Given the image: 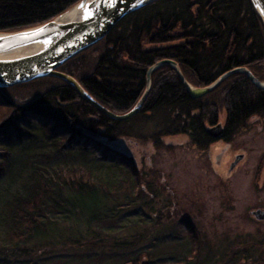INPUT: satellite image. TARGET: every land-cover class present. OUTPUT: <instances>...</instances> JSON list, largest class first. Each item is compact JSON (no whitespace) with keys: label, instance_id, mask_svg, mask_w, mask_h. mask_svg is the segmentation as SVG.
I'll use <instances>...</instances> for the list:
<instances>
[{"label":"trees","instance_id":"16d2710c","mask_svg":"<svg viewBox=\"0 0 264 264\" xmlns=\"http://www.w3.org/2000/svg\"><path fill=\"white\" fill-rule=\"evenodd\" d=\"M78 1L0 0V31L41 24ZM164 58L191 71L193 86L208 85L236 67H246L264 80L263 23L250 0H155L122 19L102 40L58 70L77 79L96 101L120 114L132 109L147 70ZM167 74L170 78L165 82L161 78ZM151 77L152 95L143 111L124 121L108 117L60 78L0 87V181L14 171L18 176L14 191L0 193L1 255L10 247L19 249L37 236L45 237L50 229L56 231L53 213L91 225L113 220L104 211L111 198H123L121 207L155 202L135 163L131 143L155 147L164 136L186 133L192 138L201 129L196 113L200 102L189 96L172 67L161 65ZM207 96L227 109L228 124L235 129L250 114L264 110V89L243 72L229 75ZM148 122L156 128L152 136L140 133ZM56 158H66L70 164L78 161L83 167L57 170L55 165H38ZM25 159H30L32 167L22 171ZM112 168L119 172L116 179L106 176ZM153 220L152 226H164L161 217ZM172 236L189 245L187 260L196 251H207L184 225L177 226ZM146 237L139 232L111 246L137 247ZM149 253L140 251L126 264H147L142 257L148 258ZM21 255L14 253L12 261L4 257L2 263L15 262Z\"/></svg>","mask_w":264,"mask_h":264},{"label":"rangeland","instance_id":"374dc122","mask_svg":"<svg viewBox=\"0 0 264 264\" xmlns=\"http://www.w3.org/2000/svg\"><path fill=\"white\" fill-rule=\"evenodd\" d=\"M154 127V124L152 126L148 122L140 133L152 136L157 133ZM234 139L233 147L244 152L245 158L242 168L229 179L219 178L213 168L215 161L207 159L206 153L193 147L183 135L164 136L162 144L155 147L151 143H131L130 147L143 179L153 184L165 203L170 204L171 199L178 203L179 216L183 213L181 216H188L195 221L206 250L213 248V252L219 253L217 264H227L229 259H233L228 256L231 247V252L235 253L233 264H264V242L251 244L249 239L245 242L242 238L238 239V236L243 235L252 236L253 239L254 236L264 238V223L250 224L246 211L249 205L264 200V128L261 130L257 122L252 121L246 128L239 130ZM123 143L129 145L126 141ZM38 148V151L42 150L41 146ZM36 151L32 150L33 153ZM211 156H214L212 151ZM29 160L22 162L25 165L22 171L32 167ZM66 160L68 159L56 158L49 163L41 160L38 165L46 164L49 168L50 165H55L53 167L57 170L69 168L70 165L83 167L81 162L70 164ZM16 172L9 173L0 181V193L5 194V190L11 192L18 187L14 178L18 177L15 176ZM256 172H261L257 179L262 185L260 191L255 190L251 181L248 183V179ZM106 176L116 179L120 175L116 168H112ZM19 178L22 179V172ZM161 187L166 189H159ZM248 192L254 193L255 197L250 195L247 198ZM122 200L121 197H115L105 203V217H113V220L93 222L91 225L64 220L61 214L53 213L56 231L50 229L45 237L37 236L32 241L22 243L19 249L10 247L7 254H0V264H3L4 257L12 261L13 254L17 252L22 257L10 264H126L143 250L150 252L148 258L142 257L147 264H185L182 256L186 255L189 245L183 239L172 236V232L177 231L178 221L171 218L168 224L154 227L149 207L140 209L138 206H118L124 203ZM88 201L89 198L83 202ZM139 232L147 234L139 246H111L122 242L124 238L132 239ZM231 236H236V243L233 245L228 243ZM196 252L191 255L196 258L190 259L191 262L186 264H210V261H204L203 253L194 256ZM192 257L187 255V258Z\"/></svg>","mask_w":264,"mask_h":264},{"label":"water","instance_id":"95a60500","mask_svg":"<svg viewBox=\"0 0 264 264\" xmlns=\"http://www.w3.org/2000/svg\"><path fill=\"white\" fill-rule=\"evenodd\" d=\"M155 0H79L56 17L38 25L12 31H0V87H10L44 77L60 78L113 120L132 117L141 107L150 89V74L163 63H171L196 98L209 92L230 74L243 72L257 86L264 89L246 67L233 68L210 85L193 87L172 60H162L148 69L147 86L141 98L129 111L117 114L96 101L80 82L58 68L66 61L102 40L122 19ZM264 26V0H250ZM213 132V129H209ZM258 216L264 215L257 210ZM263 213V214H261ZM261 214V215H259Z\"/></svg>","mask_w":264,"mask_h":264},{"label":"flooded vegetation","instance_id":"af4514ba","mask_svg":"<svg viewBox=\"0 0 264 264\" xmlns=\"http://www.w3.org/2000/svg\"><path fill=\"white\" fill-rule=\"evenodd\" d=\"M162 60H172L176 63V61L172 58H164V59H161V60L155 62L153 65H155L156 63H158ZM165 64L172 67V69L176 73L178 79L183 84V82L181 81V79H180V77L176 71V68L171 63H163L161 65H165ZM153 65H151L150 67H152ZM161 65L157 66L155 69L152 70V72L150 74L149 92H148L144 102L142 103L141 107L133 116L137 115L140 111H143L142 109L145 106L144 104H145L146 100L151 97V95H152L151 89H152V85H153V80H152L151 76H152L153 71L156 70ZM176 65L180 69L185 80L191 84L192 80L194 79L192 74H191V71L183 68L178 63H176ZM147 72H148V70H147ZM147 72H146L145 83L143 85H141L142 90L137 92L138 96H136V98H138V100L141 98L144 91L146 90ZM166 72L168 74L170 73L169 67L166 69ZM168 74L165 75L161 79L165 82H168L169 81L168 78H170V76ZM217 79H215L214 81H216ZM224 79H222V80H224ZM213 82H211V83H213ZM219 83H217L215 86H217ZM210 84H208V85H210ZM204 86H207V85H199V86H193V87H204ZM185 88H186V86H185ZM187 91H188V89H187ZM210 91L205 93L204 95L196 97V98L192 97L188 91V94L191 98L197 99L200 102L199 107L196 110V113H197V119L199 121L201 130H199L196 133V135L194 137H192L193 139L191 138L190 135H188L186 133L177 134V135L185 136L193 147L199 149L200 152L206 153L207 159H209V160L211 159V160L215 161V164L213 163V168H214V172L216 173V175L219 178H221V179L222 178H228L229 179L231 177H234L238 173V171L242 168L243 160L245 158L244 152L233 147V143L235 140L234 138H235L236 133L239 130L246 128L249 125V123L252 121L257 122L258 127H261V130H262V128H264V110L258 111L254 114H250L244 120L243 124H241L237 129H235L234 125L228 124L229 113L227 112V109H225V107L218 106V104L216 102H214V99H212L210 96H207L210 93ZM133 107H134V105H133ZM122 113H125V112H121L120 114H122ZM149 113H151V112H149ZM125 120H127V119H125ZM119 121H124V120H119ZM209 129H213V132H210ZM177 135H173V136H177ZM120 148L125 149L124 147H120ZM211 151L214 152V156H211ZM261 159H262V157H261ZM260 174H261V172H258V173L256 172V173H254V176L252 178L248 179V183L250 184V181H251L255 190H258V191L262 190L261 189V186H262L261 182L257 181V179L260 177ZM232 175H234V176H232ZM228 179H227V181H228ZM146 185L149 186V188H150V191H148L149 195L151 197H153V200H155V202H153L150 206L149 205H142V206L139 205L138 207H140V209H143L145 206L149 207V210L152 213V217H161L164 224H168L169 222H171V218L176 219L178 221L176 224L177 226L184 225L188 229L189 233L191 235H194L195 240H197V242H202V244H204L203 243V237L199 233V231H198L199 229H198L195 221L188 216H181L183 213L179 216L178 212L180 211V209L178 208L179 207V205H177L178 203H176L173 199H171L170 204H167V202L165 203V201H164L165 199L162 198L161 195L158 194L156 189L153 188V186H152L153 184H151L149 181H146ZM166 187H161L159 189H162V188L166 189ZM248 193H247V198L250 195L255 197L254 193H252V192L249 194ZM257 193H261V192H257ZM259 201H261V202H259L257 204L254 203L253 205H249V207H246L247 217H248V221L250 224L256 223L258 225V224L264 223V215L258 216V214L256 213L257 210H261L264 213V200L263 201L259 200ZM263 213H261V214H263ZM261 214H259V215H261ZM176 217H179V219H177ZM239 238H242V240L244 242H245V240L249 239L248 242H250L251 244H253V243L261 244L264 242V238L255 237V236H254L255 239H253L252 236L248 237L246 235L238 236V239ZM235 239H236V236L235 237L231 236L228 243L229 244L232 243V245H233L234 243H236ZM212 250H213V248L210 250H208V248H207V251L196 252V254H194V256H198V255H201L203 253L204 254L203 256L205 258L204 261H210V264H217L218 260H219V253L213 252ZM231 250H232V247L230 249V252L228 251V256L232 257L233 259L232 260L229 259L227 261V264H233V262H234L235 253L231 252ZM208 251H211L210 253H212L210 256L208 255L209 254ZM190 256H191V254H190ZM193 258H196V257H193ZM183 262H185V264H186V263H190L191 261L189 259L187 260L184 256Z\"/></svg>","mask_w":264,"mask_h":264},{"label":"bare ground","instance_id":"6f19581e","mask_svg":"<svg viewBox=\"0 0 264 264\" xmlns=\"http://www.w3.org/2000/svg\"><path fill=\"white\" fill-rule=\"evenodd\" d=\"M262 85H264V83H261Z\"/></svg>","mask_w":264,"mask_h":264},{"label":"snow or ice","instance_id":"6c2138e0","mask_svg":"<svg viewBox=\"0 0 264 264\" xmlns=\"http://www.w3.org/2000/svg\"><path fill=\"white\" fill-rule=\"evenodd\" d=\"M0 102H2V101H0Z\"/></svg>","mask_w":264,"mask_h":264}]
</instances>
